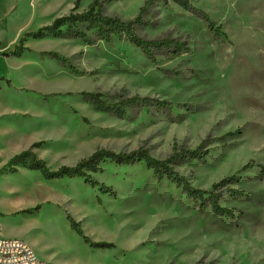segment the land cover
<instances>
[{"label": "rangeland", "instance_id": "obj_1", "mask_svg": "<svg viewBox=\"0 0 264 264\" xmlns=\"http://www.w3.org/2000/svg\"><path fill=\"white\" fill-rule=\"evenodd\" d=\"M91 1L0 0V167L26 149L56 170L97 149L141 148L163 159L174 146L194 149L209 139L203 160L180 161L173 169L200 189L237 174L233 186L245 195L220 199L234 212L227 218L198 209L180 186L142 161L105 160L89 172L113 194L82 177L45 179L18 164L0 175L3 233L27 242L48 264H264V0H192L223 33L174 3H152L137 34L185 39L190 47L153 61L124 36L93 44L24 36L57 16L86 10ZM98 1L104 14L127 20L145 0ZM23 36V49L5 55ZM35 86L45 91L26 90ZM82 92L107 103L135 95L169 103L120 104L104 112ZM248 162L253 167L239 172ZM37 204V211H23ZM67 214L91 241L111 246L84 242Z\"/></svg>", "mask_w": 264, "mask_h": 264}, {"label": "trees", "instance_id": "obj_2", "mask_svg": "<svg viewBox=\"0 0 264 264\" xmlns=\"http://www.w3.org/2000/svg\"><path fill=\"white\" fill-rule=\"evenodd\" d=\"M154 2H162L163 4L174 3L180 8L193 13L202 19L207 27L213 32L223 33L221 25L217 24L210 16L201 8L195 6L192 0H145L143 5L139 8L136 15L131 19H121L118 16H110L103 13L102 4L98 0H92L88 8L82 12H70L65 15L57 16L47 24L38 27L34 31H28L24 34L25 37L40 38L45 34H51L56 37H70L79 39L85 44H93L98 41L108 42L114 36H124L130 43L139 48L145 57L154 60L155 55L158 54H171L178 55L182 52L189 50V41L185 39L173 38L165 36L163 38L147 39L137 34V26L143 24L142 15L145 13L146 8ZM21 37L18 45L13 50L4 52L8 54H18L23 49V40ZM50 58L56 61H63L55 52L47 53ZM83 96L88 98L98 110L104 112H116L118 106L121 105H155L164 107L169 102L166 100H158L151 97H140L138 95L126 98L120 103H107L100 99V95L92 92H82ZM183 105H186L185 103ZM233 133L228 132L217 140H221ZM209 139H204L196 148L186 149L184 147L176 150L166 158L157 159L151 156L145 149H136L130 152L109 151L107 149H97L92 152L88 157L79 160L73 166L62 165L56 170H51L43 159H40L36 154L30 150H22L14 154L8 161L0 167V175L15 172V166L22 164L28 169L37 170L45 179L62 178L64 176H78L84 178L85 182L91 186H98V189L105 194H113L114 191L111 186L98 183L94 180L89 172H97L101 170L99 166L101 162L108 160L117 165L130 164L137 161H142L145 166L153 171L157 177H165L181 187L182 191L191 200L197 203L198 209H209L212 213L218 216L233 218L234 212L232 209L222 206L219 201L225 196L240 197L245 193L234 187L233 185L239 182L237 174L225 176L220 180L211 184L208 189H200L193 187L190 182L177 171L173 169V164L180 161L187 160H203L209 153V149H204ZM252 162L244 164L240 171L246 170L248 167H253ZM40 204L23 211H37ZM69 225L79 235L82 236L84 242L90 246L95 247H110L111 243L106 242H93L85 236L79 224L69 215H66Z\"/></svg>", "mask_w": 264, "mask_h": 264}, {"label": "built area", "instance_id": "obj_3", "mask_svg": "<svg viewBox=\"0 0 264 264\" xmlns=\"http://www.w3.org/2000/svg\"><path fill=\"white\" fill-rule=\"evenodd\" d=\"M0 264H48V262L40 259L27 242L4 237L0 227Z\"/></svg>", "mask_w": 264, "mask_h": 264}, {"label": "crops", "instance_id": "obj_4", "mask_svg": "<svg viewBox=\"0 0 264 264\" xmlns=\"http://www.w3.org/2000/svg\"><path fill=\"white\" fill-rule=\"evenodd\" d=\"M45 25V24H44ZM26 54H28L30 57H34V58H37L38 57V53H36V52H26ZM22 56H25V54L23 53L22 54ZM48 62H50V63H53V61L52 60H50L49 59V61ZM28 62H22L21 64H22V68H24V67H26V66H28V64H27ZM43 65L45 66L46 64H44L43 63ZM18 69H20V67H18ZM7 82H10V80H6ZM26 90H28V91H35V92H42V91H45V89L44 88H41V87H37V86H35V87H32V88H28V89H26ZM8 158H9V156H8ZM0 225H1V223H0ZM1 233H2V235L4 236V237H6V235L3 233V231H2V227H1Z\"/></svg>", "mask_w": 264, "mask_h": 264}]
</instances>
